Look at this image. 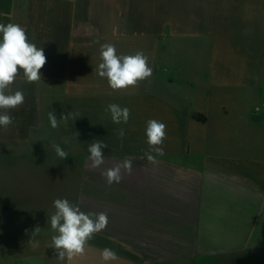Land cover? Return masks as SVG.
Segmentation results:
<instances>
[{"label":"crops","instance_id":"crops-1","mask_svg":"<svg viewBox=\"0 0 264 264\" xmlns=\"http://www.w3.org/2000/svg\"><path fill=\"white\" fill-rule=\"evenodd\" d=\"M0 23L47 58L39 82L21 71L7 89L25 99L0 127V264H264V0H0ZM104 43L143 52L151 77L113 91L97 74ZM150 119L166 125L163 156ZM97 140L105 162L91 169ZM125 158L131 174L108 186L101 173ZM57 198L108 216L71 261L49 246Z\"/></svg>","mask_w":264,"mask_h":264},{"label":"clouds","instance_id":"clouds-1","mask_svg":"<svg viewBox=\"0 0 264 264\" xmlns=\"http://www.w3.org/2000/svg\"><path fill=\"white\" fill-rule=\"evenodd\" d=\"M100 58L102 62L98 65L97 74L107 79L113 91L135 88L141 81L152 75L153 70L148 65V57L141 51L134 55H119L113 44L104 43L100 46ZM46 62L43 48H38L29 41L23 27L14 23L6 25L0 23V127L7 129L13 123V117L8 113L10 110L19 108L25 99L22 91L9 93L7 89L15 82L21 71L27 83L39 82L42 78L41 69ZM106 111L110 112L112 122L116 124L127 123L130 117V110L127 107L121 108L117 104H109ZM77 117L79 113L73 115L74 120ZM48 121L51 128L59 127V121L53 111L48 113ZM120 135H124L123 130ZM146 136L152 152L159 156L165 155L162 145L166 139V125L150 119L147 122ZM106 147L107 145L99 140L88 145L91 169H97L104 164L105 155L102 149ZM53 148L60 160L69 156L59 145L53 144ZM152 152L145 153L150 162L155 161ZM132 168V161L125 158L117 162L114 167L103 171L101 175L105 178L107 185L111 186L113 183L121 182L122 172L131 174ZM53 207L55 211L48 222L56 235L52 236L49 246L58 252V258L62 261L65 258L71 261L77 256H82L88 242L108 225L106 213H85L68 199H55ZM116 256V252L110 248H104L101 253L104 261L114 260Z\"/></svg>","mask_w":264,"mask_h":264},{"label":"trees","instance_id":"trees-1","mask_svg":"<svg viewBox=\"0 0 264 264\" xmlns=\"http://www.w3.org/2000/svg\"><path fill=\"white\" fill-rule=\"evenodd\" d=\"M193 119H195L196 121H199V122H205L206 121V117L202 114H194Z\"/></svg>","mask_w":264,"mask_h":264},{"label":"rangeland","instance_id":"rangeland-1","mask_svg":"<svg viewBox=\"0 0 264 264\" xmlns=\"http://www.w3.org/2000/svg\"><path fill=\"white\" fill-rule=\"evenodd\" d=\"M214 264V263H213Z\"/></svg>","mask_w":264,"mask_h":264}]
</instances>
